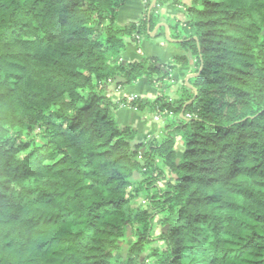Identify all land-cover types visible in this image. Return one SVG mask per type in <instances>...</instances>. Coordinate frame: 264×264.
Instances as JSON below:
<instances>
[{"label": "trees", "instance_id": "1", "mask_svg": "<svg viewBox=\"0 0 264 264\" xmlns=\"http://www.w3.org/2000/svg\"><path fill=\"white\" fill-rule=\"evenodd\" d=\"M150 1L118 26L126 0H0V264H264V0H189L168 24L194 60L179 96L113 101L118 75L191 63L111 61L150 37ZM124 101L165 111L161 136L136 142Z\"/></svg>", "mask_w": 264, "mask_h": 264}, {"label": "crops", "instance_id": "2", "mask_svg": "<svg viewBox=\"0 0 264 264\" xmlns=\"http://www.w3.org/2000/svg\"><path fill=\"white\" fill-rule=\"evenodd\" d=\"M189 3V0H179V1H167L159 9V14L161 19L156 25L152 35L147 37H141L139 40H134L133 38H128L126 40V49L116 58L111 61L115 64L123 63L124 65L133 63L138 59L145 57L147 59H155L156 62L166 68V66H172L173 57L182 53V47L178 45V42L174 39L168 41L164 38L163 40L156 39V35L159 34V30L169 37V23L179 22L182 23L185 20L182 10H184V5ZM146 0H126V2L118 10V17L116 19V24L118 26H123L128 22L139 20L145 11ZM164 36V35H163ZM166 41V42H163ZM181 52V53H180ZM188 67H177L173 66L169 71L171 72L172 79L170 81H164L163 85L155 84L150 82L149 78L141 77L131 83H128L120 75L116 76L124 80L115 86V79L108 81L104 87L105 94L111 98L113 101H118L120 98L129 100V97L136 96L139 98H145L150 101L154 100L159 94V88L161 86L164 88L170 87L169 90L173 94L174 86L178 87L180 82H187L191 73H188ZM176 75V77L173 76ZM183 77V78H181ZM176 87V88H177ZM178 89V88H177ZM171 100L177 98V94L174 98L169 97ZM145 111V110H144ZM138 111L135 108L130 107L124 101L120 104L115 111V115L121 126H130L136 132V142L147 141L153 138H159L161 136L162 130V115L165 113L159 112L161 116H156L157 112H144ZM149 113V118L147 114ZM157 117V118H156ZM179 145L182 147V142L178 138ZM179 147V146H178Z\"/></svg>", "mask_w": 264, "mask_h": 264}, {"label": "rangeland", "instance_id": "3", "mask_svg": "<svg viewBox=\"0 0 264 264\" xmlns=\"http://www.w3.org/2000/svg\"><path fill=\"white\" fill-rule=\"evenodd\" d=\"M152 1V0H151ZM151 1H150V3H151ZM169 1H172V0H168V2ZM174 1V0H173ZM156 4V3H155ZM155 6V5H154ZM161 8V7H160ZM160 8H158V10H157V13L159 14V9ZM146 11H148L147 10V8H146ZM159 20L161 19V15L159 14ZM159 23V22H158ZM157 23V24H158ZM156 24V25H157ZM156 25L153 27V29L151 30V31H148V33H149V36H151L152 35V33H153V31H154V29H155V27H156ZM183 25V24H182ZM148 28V27H147ZM159 32V34H157L156 35V39H158V40H163L162 38H164L165 37V39L166 40H168L169 41V39L171 40L172 38H170V37H168V36H166L165 34H164V32H163V35L161 34V30H159L158 31ZM151 34V35H150ZM147 38H149V37H147ZM163 42H166V41H163ZM181 53V52H180ZM178 55H186V56H188V58H190V61H191V63H189V66H188V68H190V65L192 66V64H194V60L191 58V51H188L187 49H183L182 48V53L181 54H178ZM158 64V63H157ZM157 64H156V66H157ZM171 65V64H170ZM170 65H168V66H170ZM167 66V67H168ZM175 66H177V64H175ZM177 67H180V66H177ZM162 71L163 72H165V71H167V69L166 68H164L163 66H162ZM189 70V69H188ZM168 73L166 74V77L165 78H163L162 80H160V81H155V84H157V86L159 85H163L164 86V81L166 82V81H170L171 79H172V76L170 75L171 74V72L170 71H167ZM173 76H174V74H173ZM174 77H176V75L174 76ZM181 78H183V77H181ZM182 83L183 82H180L179 84H178V87L177 86H174V88H173V94H171V92L169 91L171 88L170 87H167V88H164L163 89V87L161 86V88H159V94L160 95H166V96H168V97H172V98H174L175 96H176V94H177V97L179 96V94L182 92V89H180L181 87H182ZM184 83H186L185 81H184ZM166 85V84H165ZM178 89H177V88ZM135 97V96H134ZM130 98V97H129ZM144 112H149L148 110H145ZM145 114H147V117L149 118V113H145ZM169 117V116H168ZM117 118V117H116ZM157 118V117H156ZM162 119V118H161ZM163 122H162V127L165 125V121H166V119H163L162 120ZM29 136L30 137H32L36 142H38V143H40V142H46V139L45 138H43V136H42V134L41 133H39V131L38 130H36L35 132H33V133H31V134H29ZM18 144V143H17ZM179 146V147H178ZM176 148L178 149V150H181L182 149V147H181V145H179V141L178 142H176ZM30 150V148L29 149H27V150H23V149H21L20 150V154H19V156H24L28 151ZM173 177H172V175L171 174H169V173H167V175H166V180L165 181H161L160 183L161 184H164L167 180H169V179H172ZM164 229V227H163V225H161V223H160V219H159V217H155V219H154V223H153V232H152V234H151V239H152V241H150L149 242V245H148V248L144 251V253H145V255L146 254H148V252H150L153 248H156L157 246H160L161 245V243L160 242H158L157 240H156V238H157V236L160 234V232L162 231ZM133 232H134V228H133ZM133 240V233H132V230H128V232H127V236H126V240L125 241H127V243H129L130 241H132ZM125 250H126V247H124L123 249H122V252H121V254L118 256L121 260H123L124 258H125ZM143 260H144V258H143ZM144 264H156L155 262H150V261H144Z\"/></svg>", "mask_w": 264, "mask_h": 264}, {"label": "water", "instance_id": "4", "mask_svg": "<svg viewBox=\"0 0 264 264\" xmlns=\"http://www.w3.org/2000/svg\"><path fill=\"white\" fill-rule=\"evenodd\" d=\"M155 3H156V0H152L151 1L150 5L148 7V11H147V19H149V15H150L151 9L155 5ZM147 29H149V27ZM166 36H168L167 33H166ZM169 41H172L173 42V40H170V39H169ZM157 66H160V65L157 64ZM120 82L122 83V82H124V80L121 79V78H119V77H116V79H115V86L118 85ZM178 160L179 159H177L176 161L178 162Z\"/></svg>", "mask_w": 264, "mask_h": 264}, {"label": "built area", "instance_id": "5", "mask_svg": "<svg viewBox=\"0 0 264 264\" xmlns=\"http://www.w3.org/2000/svg\"><path fill=\"white\" fill-rule=\"evenodd\" d=\"M136 39H138L137 36H136ZM134 98H136V96H135V97H134V96H131V97L129 98V100H133ZM165 113H166V112H165ZM168 114L171 115L170 112H168ZM156 116L158 117V116H160V115L157 113ZM139 201L142 202L141 199H140Z\"/></svg>", "mask_w": 264, "mask_h": 264}, {"label": "bare ground", "instance_id": "6", "mask_svg": "<svg viewBox=\"0 0 264 264\" xmlns=\"http://www.w3.org/2000/svg\"><path fill=\"white\" fill-rule=\"evenodd\" d=\"M180 100V99H179ZM165 116V115H164Z\"/></svg>", "mask_w": 264, "mask_h": 264}, {"label": "clouds", "instance_id": "7", "mask_svg": "<svg viewBox=\"0 0 264 264\" xmlns=\"http://www.w3.org/2000/svg\"><path fill=\"white\" fill-rule=\"evenodd\" d=\"M164 113H165V111H164Z\"/></svg>", "mask_w": 264, "mask_h": 264}]
</instances>
